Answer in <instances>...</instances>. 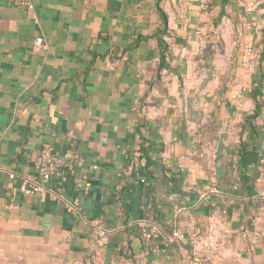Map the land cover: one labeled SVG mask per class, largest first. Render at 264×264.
Here are the masks:
<instances>
[{
  "label": "crops",
  "instance_id": "1",
  "mask_svg": "<svg viewBox=\"0 0 264 264\" xmlns=\"http://www.w3.org/2000/svg\"><path fill=\"white\" fill-rule=\"evenodd\" d=\"M202 1L24 0L15 7L0 0V264H207L195 255L209 253L201 241L212 232L233 233L228 245L245 254L262 163L253 170L252 202L240 204L246 198L233 163L240 139L196 132L195 95L180 91L170 67L192 43L195 23L206 20ZM157 6L167 16L164 34ZM156 35L167 43L168 68H159ZM141 137L151 143L147 169ZM44 143L84 157L76 176H86L89 192L69 182L64 193L81 204L77 215L47 192L20 191ZM151 186L165 225L184 235L156 253L150 246L169 234L154 219ZM146 230L156 233L148 241Z\"/></svg>",
  "mask_w": 264,
  "mask_h": 264
},
{
  "label": "rangeland",
  "instance_id": "2",
  "mask_svg": "<svg viewBox=\"0 0 264 264\" xmlns=\"http://www.w3.org/2000/svg\"><path fill=\"white\" fill-rule=\"evenodd\" d=\"M202 5L207 10L206 20L195 23L192 43L184 52L177 53L181 56L173 54V60L178 63H172L170 67L179 75L180 91H184L187 97L195 95L199 125L196 132L201 137L210 136L212 139L225 130L235 140L245 138L246 133L241 131L240 125L245 115L254 110L250 92L258 79L259 68L264 67V54L261 57L264 51V0H231L220 20L217 19L219 0H203ZM261 93L263 107L256 125L264 137V80ZM221 109L225 115L222 120L219 119ZM212 114L216 117H211ZM217 122H224L219 129H215ZM260 168L264 173V166ZM257 187L261 203L250 222L252 231L249 232L250 243L246 244L245 254L234 247L233 233L230 234L232 237L225 238L219 232H212V243L217 249L195 255L197 261L215 264L228 259L230 264H264V180H260ZM241 222L244 223V219ZM228 239H231V245H228ZM255 249L259 251L255 253ZM201 256H206V261L203 262Z\"/></svg>",
  "mask_w": 264,
  "mask_h": 264
},
{
  "label": "built area",
  "instance_id": "3",
  "mask_svg": "<svg viewBox=\"0 0 264 264\" xmlns=\"http://www.w3.org/2000/svg\"><path fill=\"white\" fill-rule=\"evenodd\" d=\"M11 4L19 6L24 0H8ZM36 44L44 48V44L41 38H36ZM85 160L84 157L78 152L67 150L61 154H57L52 150L49 143L42 144L39 153L36 157L34 164V171L30 174L21 177L20 191L26 197H31L37 193L47 192L49 198L62 204L63 209L66 213L70 215H77L81 213V204L78 201H68L65 199L64 193L67 190V185L69 182L74 186L75 189L80 190L83 194H87L90 190V185L86 181V176L82 178H77L78 169L82 168ZM179 167H181L179 165ZM14 173L8 175V180H14ZM72 179L71 181H69ZM141 182L144 183L145 180L142 178ZM2 190V185L0 184V191ZM151 231H143L142 237L145 240H150L156 233ZM173 233L167 235L165 241L162 243L152 244L150 246L151 252L156 253L160 248H167L171 243L176 242V240L183 238V233L179 230L172 231ZM101 236L105 234L104 230L101 229L99 232ZM198 234H193V238L197 239ZM213 235L211 233L202 240V248L208 252L213 249H217V245L212 243ZM147 252L144 250L141 253L143 257ZM202 261H206V256H201Z\"/></svg>",
  "mask_w": 264,
  "mask_h": 264
},
{
  "label": "trees",
  "instance_id": "4",
  "mask_svg": "<svg viewBox=\"0 0 264 264\" xmlns=\"http://www.w3.org/2000/svg\"><path fill=\"white\" fill-rule=\"evenodd\" d=\"M231 0H219V12L217 19L220 20L226 12V6L230 3ZM157 10L161 16L162 25L164 29H161L158 31L160 34H164L167 28V16L162 11V9L157 6ZM157 36V35H156ZM262 37H263V45H264V27L262 30ZM158 40V46L160 49V57H159V68H168L169 65L166 61V54L168 53V46L165 40L162 39L159 35L157 36ZM264 51L261 53V57L263 56ZM263 80H264V67H260L258 70V79L255 81V86L251 90V97L253 99L254 103V110L246 114L244 117V121L241 123V131L243 133H246V138L243 139L240 137L239 143L236 147V149L233 151V156H235L234 168H235V174H236V180L239 186L238 194L240 197H245V200H240L243 203V205L250 204L253 200V195L255 193V186L252 184L254 178H256V174L258 170H256V167L260 165L259 163L261 160H264V150L262 149L261 144V137L259 126L256 125L257 118L262 113V87H263ZM142 138V144L138 150L140 157L145 158V169H147L148 165L151 163V159L149 156V152L151 151V143L147 141L146 138ZM264 166V162L261 164ZM256 170L257 172L254 174L253 170ZM253 173V177L252 174ZM147 180H152L153 176L149 172L146 173ZM151 192L149 196V203L151 204V207L155 211L154 219L159 222L160 224H163L165 227L166 223L163 222V219L160 216V213L158 211V208L155 205V198L152 194V186H151ZM172 228L167 227L168 234H172Z\"/></svg>",
  "mask_w": 264,
  "mask_h": 264
}]
</instances>
